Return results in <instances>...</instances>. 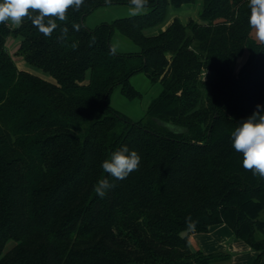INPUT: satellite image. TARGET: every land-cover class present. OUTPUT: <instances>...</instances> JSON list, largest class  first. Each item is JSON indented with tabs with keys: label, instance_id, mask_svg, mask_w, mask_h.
Here are the masks:
<instances>
[{
	"label": "trees",
	"instance_id": "trees-1",
	"mask_svg": "<svg viewBox=\"0 0 264 264\" xmlns=\"http://www.w3.org/2000/svg\"><path fill=\"white\" fill-rule=\"evenodd\" d=\"M195 2L148 0L145 14L91 28L88 16L130 0H84L51 37L27 19L0 24V264L223 259L191 247L189 216L196 233L226 224L260 264L264 179L244 169L231 134L264 105V42L248 24V0H203L199 20L175 18L149 34L171 8ZM116 33L140 50H115ZM11 35L26 63L55 82L18 69L6 49ZM139 73L162 91L134 121L110 101L116 87L140 98L131 83ZM123 146L140 166L117 180L101 165ZM101 179L115 185L103 198L94 191Z\"/></svg>",
	"mask_w": 264,
	"mask_h": 264
},
{
	"label": "clouds",
	"instance_id": "clouds-1",
	"mask_svg": "<svg viewBox=\"0 0 264 264\" xmlns=\"http://www.w3.org/2000/svg\"><path fill=\"white\" fill-rule=\"evenodd\" d=\"M111 4V0H105ZM84 0H0V24L11 22L15 27H20L25 19L30 20L41 34L51 37L52 33L60 26L57 21L66 23L69 10L79 11ZM148 0H130L129 15L134 17L142 14ZM250 15L248 24L255 30L259 41L264 42V0H248ZM76 31L80 30L79 24H73ZM67 28L62 29V36L67 37ZM78 43H72L75 50ZM232 147L243 154V167L251 171L254 176L264 179V105L257 104L253 113L242 120L231 134ZM102 169L117 180L126 179L133 171H138L140 156L136 151H130L127 146L112 152L110 159L102 162ZM115 187L107 179H101L94 187L96 194L103 198L106 191ZM198 221L186 217L188 230L194 231Z\"/></svg>",
	"mask_w": 264,
	"mask_h": 264
},
{
	"label": "rangeland",
	"instance_id": "rangeland-1",
	"mask_svg": "<svg viewBox=\"0 0 264 264\" xmlns=\"http://www.w3.org/2000/svg\"><path fill=\"white\" fill-rule=\"evenodd\" d=\"M202 4L203 0H196L194 4L184 6L180 10H174L173 8H171V10H169V15L167 16L165 21L157 27V31H153L152 33H157L160 30L164 29L170 24V22L172 23L175 18H178L184 24H186L190 19L199 20V13L202 10ZM130 8L131 6L128 5H110L102 7L87 17L86 24L89 27L94 28L102 23H110L118 18L129 17ZM147 11L148 9L145 8L142 14H145ZM175 15L176 17L173 19V16ZM9 26L15 27L11 24V22H9ZM255 38H257L256 34ZM20 44L21 38L12 35L8 37L6 42V49L14 59V62L18 69L27 71L50 82H55V80L51 76H48L42 71L30 67L26 63L23 56L18 54ZM112 46L115 50L122 53H133L140 50L139 47H137L128 39L124 38L118 33H116L112 38ZM131 83L138 91L141 92L142 96L140 98L130 100L121 95L120 87H116L111 95L110 104L114 109L123 113L130 119L138 121L145 115L151 101L160 94V92L162 91V85L160 83L152 84L150 80L146 78V76L142 73L136 74L131 79ZM261 219L264 220V212L261 214ZM197 245L198 243H196V241H194L192 244L194 249L198 248ZM12 246L13 242L9 241L4 251L7 252ZM217 264H221V262Z\"/></svg>",
	"mask_w": 264,
	"mask_h": 264
},
{
	"label": "crops",
	"instance_id": "crops-1",
	"mask_svg": "<svg viewBox=\"0 0 264 264\" xmlns=\"http://www.w3.org/2000/svg\"><path fill=\"white\" fill-rule=\"evenodd\" d=\"M175 17L176 15L173 16V19ZM167 27L162 30H165ZM157 30L158 28L151 29L149 30V34H155L156 32H152ZM194 241L198 243L197 249H194L192 246ZM190 243L194 250H200L206 254L221 252L226 255L223 259L216 261L215 264L220 262L221 264H254L259 254L247 243L237 238L233 230L226 224L212 226L208 233H191ZM260 264H264V258L261 259Z\"/></svg>",
	"mask_w": 264,
	"mask_h": 264
},
{
	"label": "water",
	"instance_id": "water-1",
	"mask_svg": "<svg viewBox=\"0 0 264 264\" xmlns=\"http://www.w3.org/2000/svg\"><path fill=\"white\" fill-rule=\"evenodd\" d=\"M196 233V231H192V234H195Z\"/></svg>",
	"mask_w": 264,
	"mask_h": 264
}]
</instances>
